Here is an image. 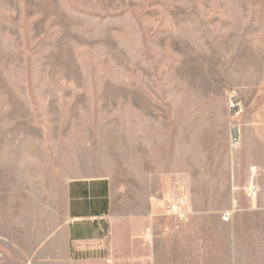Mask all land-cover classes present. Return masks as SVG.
I'll use <instances>...</instances> for the list:
<instances>
[{
  "label": "rangeland",
  "instance_id": "1",
  "mask_svg": "<svg viewBox=\"0 0 264 264\" xmlns=\"http://www.w3.org/2000/svg\"><path fill=\"white\" fill-rule=\"evenodd\" d=\"M263 107L264 0H0V252L70 178L109 177L119 213L159 185L221 207Z\"/></svg>",
  "mask_w": 264,
  "mask_h": 264
},
{
  "label": "crops",
  "instance_id": "2",
  "mask_svg": "<svg viewBox=\"0 0 264 264\" xmlns=\"http://www.w3.org/2000/svg\"><path fill=\"white\" fill-rule=\"evenodd\" d=\"M234 135L226 158L232 181L220 192L221 207L184 193L187 215L178 220L165 211L167 198L177 195L159 185L124 202L119 213L109 177L70 178L60 188L57 225L43 216L35 238L32 219L28 234L0 252V264H264V107ZM249 183L256 187L251 196ZM228 209L234 212L224 220L220 212Z\"/></svg>",
  "mask_w": 264,
  "mask_h": 264
},
{
  "label": "built area",
  "instance_id": "3",
  "mask_svg": "<svg viewBox=\"0 0 264 264\" xmlns=\"http://www.w3.org/2000/svg\"><path fill=\"white\" fill-rule=\"evenodd\" d=\"M183 199H177L167 205L165 211L167 214L175 216L177 219L183 221L186 219V212L183 210Z\"/></svg>",
  "mask_w": 264,
  "mask_h": 264
}]
</instances>
